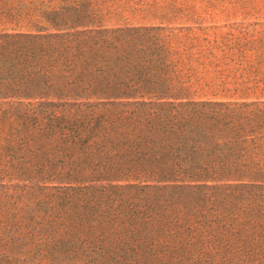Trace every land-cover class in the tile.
<instances>
[{
	"label": "trees",
	"instance_id": "1",
	"mask_svg": "<svg viewBox=\"0 0 264 264\" xmlns=\"http://www.w3.org/2000/svg\"><path fill=\"white\" fill-rule=\"evenodd\" d=\"M58 1L0 0V26L11 27L0 33V171L60 183L52 193L0 187V264L58 250L60 264H264V101H161L194 96L183 73L227 58L153 24L100 27L144 18L155 0ZM49 16L83 29L16 28ZM126 89L157 100L102 101ZM108 171L235 183L167 195L85 185ZM44 201L48 214L29 213Z\"/></svg>",
	"mask_w": 264,
	"mask_h": 264
},
{
	"label": "rangeland",
	"instance_id": "2",
	"mask_svg": "<svg viewBox=\"0 0 264 264\" xmlns=\"http://www.w3.org/2000/svg\"><path fill=\"white\" fill-rule=\"evenodd\" d=\"M58 2H56L58 8L62 5H71L70 2L65 4H60V0ZM153 3L155 5L153 7L157 8L156 11H152L144 18L125 13L118 21H103L104 25L100 27L110 29L113 23H123L125 26L143 23L172 29L177 36L185 37L187 35L202 44L201 46L215 45L213 52L223 60L227 58L224 62L228 64L226 66L222 62L216 67L210 66L205 70L194 63L192 68L185 71L183 75L187 80L186 85L191 86L192 90H196L195 95L177 99L164 97L160 99L161 101L201 102L210 101L211 97L216 100L224 98L222 100L227 101L245 95H248L251 101H264V0H155ZM54 5V3L49 2L47 3L48 7L45 8L49 9ZM90 7L87 5V8ZM77 22L76 20H60L49 16L40 21L28 22L26 20L21 23L22 25H17L16 28L30 30L31 33L54 34L73 31L77 28L83 29V26L68 29ZM6 27L11 28L8 25L0 26V33H4L2 29ZM36 29L41 30L36 31ZM240 59H243L246 65H238ZM125 91L129 92L130 95L106 98L102 101L111 102L118 107L116 104L118 102L133 103L157 100L140 95L138 90L126 89ZM85 177L93 179L86 182L85 185H91L95 188L106 186L110 187L108 188L110 191H114L116 186L130 185L136 188L153 186L159 187L153 189L163 191L158 193L165 195L174 192L175 186H189L185 190H191V186L195 184L235 183L224 180H181V182H173L161 179L157 175L152 176L145 173L127 176L124 172L116 171H108L103 176L88 174ZM101 177L106 179L101 180ZM24 180H26V176L13 177L0 171V187L8 186L14 190L26 183ZM26 185L32 186L30 187L33 188L32 193L37 191L52 193L55 191L54 188L60 187L57 177L49 176L30 178ZM31 206L33 209L29 213L33 215L42 216L50 212L49 204L46 201ZM51 213H60V204H57ZM58 251L47 255L42 261L36 252L32 254L30 262L27 264H60V250Z\"/></svg>",
	"mask_w": 264,
	"mask_h": 264
}]
</instances>
